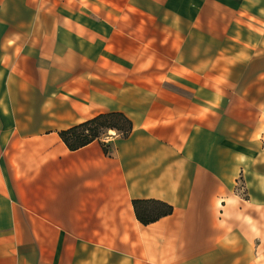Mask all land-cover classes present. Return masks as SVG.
<instances>
[{
    "label": "crops",
    "instance_id": "0c3cea01",
    "mask_svg": "<svg viewBox=\"0 0 264 264\" xmlns=\"http://www.w3.org/2000/svg\"><path fill=\"white\" fill-rule=\"evenodd\" d=\"M0 264H264V0H0Z\"/></svg>",
    "mask_w": 264,
    "mask_h": 264
},
{
    "label": "trees",
    "instance_id": "16d2710c",
    "mask_svg": "<svg viewBox=\"0 0 264 264\" xmlns=\"http://www.w3.org/2000/svg\"><path fill=\"white\" fill-rule=\"evenodd\" d=\"M133 123L121 112H104L80 124L60 131V136L71 150L84 147L113 129L123 136L129 135ZM105 151L109 149L105 145ZM138 219L143 224H149L159 218L173 213V206L155 199H136L133 201Z\"/></svg>",
    "mask_w": 264,
    "mask_h": 264
}]
</instances>
